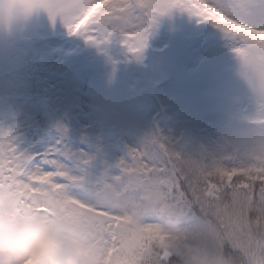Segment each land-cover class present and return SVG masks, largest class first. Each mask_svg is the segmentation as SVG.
Returning a JSON list of instances; mask_svg holds the SVG:
<instances>
[{"label":"snow or ice","instance_id":"1","mask_svg":"<svg viewBox=\"0 0 264 264\" xmlns=\"http://www.w3.org/2000/svg\"><path fill=\"white\" fill-rule=\"evenodd\" d=\"M46 7L53 22L59 17L70 34L97 47L118 34L136 58L160 17L174 9L201 17L233 38L241 75L254 105L264 110L254 87L264 77V0H49ZM90 19L94 31H81ZM251 123L264 126V120ZM14 140L10 130L0 129V191H9L23 208L46 213L51 209L38 197L51 198L63 219L88 234L91 264H173L177 254L156 248L167 215L195 220L213 233V244L243 264H264V146L244 159L192 156L157 131L129 147L130 159L117 162L120 174L106 169L93 177V155L74 153L60 141L31 154Z\"/></svg>","mask_w":264,"mask_h":264},{"label":"rangeland","instance_id":"2","mask_svg":"<svg viewBox=\"0 0 264 264\" xmlns=\"http://www.w3.org/2000/svg\"><path fill=\"white\" fill-rule=\"evenodd\" d=\"M196 20L223 34L230 44L211 45L209 55H203L192 37L188 38L190 30L201 28ZM180 23L188 32L176 33ZM88 30L94 31L91 19L81 29ZM120 39L118 34L113 37L109 54L101 46L100 54L90 52L91 46H97L70 34L59 17L53 22L43 12L15 36L0 37V129L11 131L18 150L44 153L60 141L74 153L95 156L88 166L93 177L106 169L118 175L117 162L130 159L128 149L136 146L132 137L139 145V138L150 134L145 132L147 119L138 113L142 109L155 132L170 137L181 153L246 158L255 105H236L244 96L248 103L254 102L230 35L186 10L174 9L159 18L146 47L162 52L152 54V69L161 74L158 66L173 59L181 67L166 92L161 91L163 78L152 73V86L156 81L160 90L155 92L162 100L156 105L162 110L147 99L131 97L127 77L144 80L132 65H143L147 55L144 50L140 58L131 60V54L117 51ZM128 39L132 42L135 37L129 33ZM190 56L196 61L201 56L206 59L195 74ZM118 120L123 124L117 125ZM172 259L178 264L179 257Z\"/></svg>","mask_w":264,"mask_h":264},{"label":"clouds","instance_id":"3","mask_svg":"<svg viewBox=\"0 0 264 264\" xmlns=\"http://www.w3.org/2000/svg\"><path fill=\"white\" fill-rule=\"evenodd\" d=\"M49 0H0V37L11 38L47 13ZM264 101V77L255 83ZM16 114H13V118ZM251 120H264V110L255 106ZM248 130L250 151L264 146V126ZM50 212L29 210L15 203L7 190L0 191V258L3 264H91L88 234L72 227L55 202L38 197ZM213 233L195 220L167 215L156 240L160 251L177 254L178 264H243L234 252L213 244Z\"/></svg>","mask_w":264,"mask_h":264},{"label":"trees","instance_id":"4","mask_svg":"<svg viewBox=\"0 0 264 264\" xmlns=\"http://www.w3.org/2000/svg\"><path fill=\"white\" fill-rule=\"evenodd\" d=\"M174 41V40H173ZM194 44L197 46L199 45V48L200 49H203L205 47V44H206V41H205V37L204 36H201L198 38V41L197 42H194ZM158 54H155V56H157ZM227 60V59H226ZM181 61V59H180ZM155 64H156V61H155ZM159 65V64H158ZM157 65V66H158ZM149 67H150V63H149ZM155 68H156V65H155ZM158 68L161 70V75L163 74H168V76L170 74H174L176 75L177 77V71L181 68L179 66L176 65V63L174 61H170L169 63H166L164 64L163 67H159ZM183 69V68H182ZM157 73V71L155 70V74ZM147 75V74H146ZM168 81H164V86L161 88V91H166L167 90V86H169V84H167ZM145 85L149 88L150 87V84L148 83V80L147 81H144ZM167 84V85H166ZM166 87V88H165ZM155 88L156 89H159V85L155 83ZM172 262L173 264H176V259H172Z\"/></svg>","mask_w":264,"mask_h":264}]
</instances>
